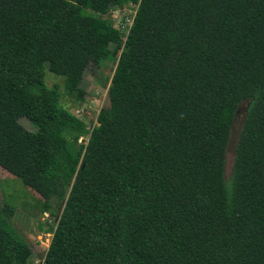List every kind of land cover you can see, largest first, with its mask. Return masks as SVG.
Returning <instances> with one entry per match:
<instances>
[{"label": "trees", "instance_id": "1", "mask_svg": "<svg viewBox=\"0 0 264 264\" xmlns=\"http://www.w3.org/2000/svg\"><path fill=\"white\" fill-rule=\"evenodd\" d=\"M128 1L0 0V168L63 203L42 264H264V0H139L122 41ZM109 60L88 131L45 65L81 99ZM30 255L0 215V264Z\"/></svg>", "mask_w": 264, "mask_h": 264}, {"label": "rangeland", "instance_id": "2", "mask_svg": "<svg viewBox=\"0 0 264 264\" xmlns=\"http://www.w3.org/2000/svg\"><path fill=\"white\" fill-rule=\"evenodd\" d=\"M138 1L129 0L123 7L111 9L104 16L114 28L119 30L122 41L126 38ZM114 69V60L104 61L99 66H90L85 71L80 86L83 91L81 99H77V94H69L66 91L63 78L50 73L47 64L44 69V83L47 87L58 88L61 105L82 120L86 130L89 131L97 125L96 118L99 111L109 106L108 87ZM248 106V101L242 102L233 119L225 153L226 182L229 181L232 172L235 149ZM19 123L28 131L36 130L25 118L19 119ZM79 141L86 143L87 136L81 137ZM42 204L43 199L37 193L0 168V215L9 228L29 245L31 255L27 264H42L62 211L63 203L51 200L47 212H44Z\"/></svg>", "mask_w": 264, "mask_h": 264}, {"label": "built area", "instance_id": "3", "mask_svg": "<svg viewBox=\"0 0 264 264\" xmlns=\"http://www.w3.org/2000/svg\"><path fill=\"white\" fill-rule=\"evenodd\" d=\"M137 6V5H136ZM135 10H136V8H135ZM134 15H135V11H134V13H133V17H132V21H131V25H132V22H133V18H134ZM131 25H130V27H131ZM129 27V28H130ZM129 30V29H128ZM128 33V32H127Z\"/></svg>", "mask_w": 264, "mask_h": 264}]
</instances>
